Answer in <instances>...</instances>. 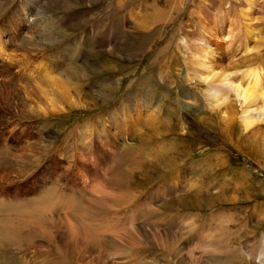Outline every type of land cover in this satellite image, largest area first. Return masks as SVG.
Returning a JSON list of instances; mask_svg holds the SVG:
<instances>
[{
  "label": "rangeland",
  "instance_id": "374dc122",
  "mask_svg": "<svg viewBox=\"0 0 264 264\" xmlns=\"http://www.w3.org/2000/svg\"><path fill=\"white\" fill-rule=\"evenodd\" d=\"M201 36L245 85L264 59V0H0V154L17 161L0 163V264L264 262V118L254 134L233 96L209 103L186 59ZM108 167L124 179L101 196L118 206L92 219L135 227L140 243L79 256L31 206L75 197Z\"/></svg>",
  "mask_w": 264,
  "mask_h": 264
},
{
  "label": "bare ground",
  "instance_id": "6f19581e",
  "mask_svg": "<svg viewBox=\"0 0 264 264\" xmlns=\"http://www.w3.org/2000/svg\"><path fill=\"white\" fill-rule=\"evenodd\" d=\"M215 31L211 30L210 32H208L209 33L208 36L218 39L217 37L218 32ZM230 36H231V27H229V29L226 31V37L230 38ZM197 42L198 45H194V47H192V45H189L188 52L186 53V59L188 62H190V67H189L190 71H188L189 76L193 77L197 82L205 85L206 93L204 94H206V96L208 97L209 103L211 105H216V106L225 105L229 101L228 99L229 96H233L232 104H234V106L236 107L235 114L238 116L239 123L243 128V130L247 132L254 131L253 132L254 134L258 133L259 131V129L257 130L258 123H260L261 120L264 118V59L262 62H260V66L257 71L254 70L243 76L246 77L245 80L247 83L245 85L240 84L238 82L233 81V75L229 69L223 71L222 68H218V67L215 68L213 65L214 62H217L216 60H218V63L223 62V64H230L231 63L229 61L230 56L228 58H225L222 52H220V48L214 46L215 44L213 43V41L211 42L205 36H203L202 38H198ZM205 45H208V51H206L203 48ZM102 142L103 140L100 138L99 141H97L96 143L97 147L102 148V150H100L101 156L104 157L105 155L110 156L111 154L108 153L109 150L107 151V145L103 144ZM83 157L84 156L82 155V157L79 158L78 160L79 164L84 166L88 171H91L93 162L91 163L90 159ZM2 161H4L5 163L7 162L8 164L11 165L12 164L15 165L17 163L16 157L14 158V163L11 160L7 159L5 152H2V154H0V163ZM19 161L18 163H21ZM98 163L99 162H97V164ZM109 176H111L112 180L116 183H122L124 179V175L119 173L118 170H114L111 167H108L101 172L100 176L92 177L94 181L93 184L94 186H90V187L85 186L77 190L78 195H76L75 197L55 198L53 199L54 200L53 203L48 205L47 207H43L41 204H35L32 206L29 204L28 206L33 207L30 210V212L34 216H40L41 214H47L51 216L54 220V224L58 227L60 231L61 234L60 236L62 237L61 238L62 240L70 241V243L74 242L76 244H80L74 247L75 248L74 251L79 256H81L83 250L85 251V253L86 250H91V252L90 251L89 252L90 253L93 252V254H96L97 258H99L105 254L104 252L107 249L110 248L117 250L118 252L119 250L118 245L121 244V242L125 244H138L140 243L139 240L141 238L140 234L142 231L140 230L136 231L135 227H132L131 229H129V231L123 230L121 231V233H118V231L112 232L110 229L111 226H107L106 224L98 223L97 221L93 220L94 219L92 217L93 212H91V210L94 211L93 209L95 210L97 209L98 211L100 209L103 210V208L109 209L113 206L112 204L117 205V203H115L116 199L115 201L114 199L112 201L110 200L111 197H107L109 194L107 196L106 195L101 196L102 192L100 190L104 189L103 183L105 182L106 178ZM87 196L88 197L90 196V198H88L90 200L86 199ZM124 200H125L124 195H118V203H124ZM6 206L18 207L21 205L15 203H8L6 204ZM28 211H29V207H28ZM136 233L138 234V236H136L137 235ZM118 234L120 235L118 236ZM122 234H125V237H123ZM6 237L9 238L10 241H13V243L16 242L17 237L8 234L6 235ZM118 239L121 240L120 243H118L119 241ZM18 241L23 242L21 238H19ZM72 247L73 246H71V248ZM261 264H264V262H262Z\"/></svg>",
  "mask_w": 264,
  "mask_h": 264
}]
</instances>
